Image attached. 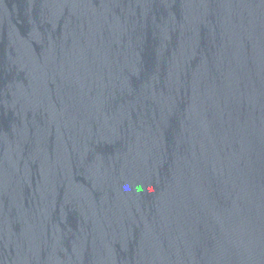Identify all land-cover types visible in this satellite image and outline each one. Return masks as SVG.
I'll list each match as a JSON object with an SVG mask.
<instances>
[{"label": "water", "instance_id": "obj_1", "mask_svg": "<svg viewBox=\"0 0 264 264\" xmlns=\"http://www.w3.org/2000/svg\"><path fill=\"white\" fill-rule=\"evenodd\" d=\"M0 264H264V0H0Z\"/></svg>", "mask_w": 264, "mask_h": 264}]
</instances>
